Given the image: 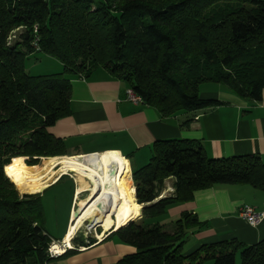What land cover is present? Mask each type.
Returning <instances> with one entry per match:
<instances>
[{"label":"trees","instance_id":"16d2710c","mask_svg":"<svg viewBox=\"0 0 264 264\" xmlns=\"http://www.w3.org/2000/svg\"><path fill=\"white\" fill-rule=\"evenodd\" d=\"M34 53L57 59L62 72L29 74L26 59ZM97 68L163 117L222 104L202 98L207 84L260 100L264 0H0V264L50 259L53 239L40 193H19L5 170L16 161L34 166L40 157L66 153L49 128L71 113V76ZM131 172L143 207L138 221L116 232L135 248L118 264H264V239L247 245L233 238L188 252L187 237L205 226L197 216L184 211L169 229L148 221L167 217L170 207L213 184L264 190L258 156L212 158L193 140H159L147 162ZM170 177L174 192L160 197Z\"/></svg>","mask_w":264,"mask_h":264},{"label":"crops","instance_id":"0c3cea01","mask_svg":"<svg viewBox=\"0 0 264 264\" xmlns=\"http://www.w3.org/2000/svg\"><path fill=\"white\" fill-rule=\"evenodd\" d=\"M126 89L121 80L104 68H97L86 76H71V113L49 128L53 136L64 142L66 153L54 157L117 152L129 163L131 175L132 167L147 162L154 142L187 139L200 143L212 158L256 155L264 162V89L256 101L238 97L222 86L211 87L201 92L202 98L217 99L222 104L169 117H163L152 106L128 101ZM186 121H189L187 125ZM63 180L73 185L72 193L67 216L59 219L53 235L49 233L45 212V228L53 240H62L67 233L72 212L89 185L87 182L80 185L71 173L61 175L40 192L43 203L45 193L52 191L50 205L55 212L63 196L60 187ZM174 182L173 177L164 181L160 197L173 194ZM243 205L264 212V190L249 184H213L195 191L192 200L170 207L165 220L172 223L186 211L205 224L187 237L184 247H189L185 249L188 252L204 243L233 238L250 245L264 239V218L257 225H250L239 216ZM108 215L98 226L106 224ZM115 223L99 227L94 239L90 236L93 243H88L89 236L79 234L72 242L76 248L45 264H118L124 256L134 253L135 248L120 240Z\"/></svg>","mask_w":264,"mask_h":264},{"label":"bare ground","instance_id":"6f19581e","mask_svg":"<svg viewBox=\"0 0 264 264\" xmlns=\"http://www.w3.org/2000/svg\"><path fill=\"white\" fill-rule=\"evenodd\" d=\"M112 169L115 172L111 175ZM70 173L78 182H87L89 185L83 191L87 193L86 196L76 205L78 211L75 207L72 212L71 224L62 239L65 246L72 248V238L82 227L97 230L110 212L112 214L108 216L113 215L115 229L128 225L141 215L142 206L135 199L129 163L117 152L50 157L35 169L17 162L5 170V175L21 194L42 192L61 175ZM79 193L78 190L77 201ZM76 211L77 216L74 215ZM55 248L61 249L58 243Z\"/></svg>","mask_w":264,"mask_h":264},{"label":"rangeland","instance_id":"374dc122","mask_svg":"<svg viewBox=\"0 0 264 264\" xmlns=\"http://www.w3.org/2000/svg\"><path fill=\"white\" fill-rule=\"evenodd\" d=\"M19 31H20V29H17L14 32H15V34L17 33V35H18ZM26 70L31 75H47V74L60 73V72H62L63 67H62L61 63L57 59H55L53 57H50V56L42 54V53H34V54H32L31 56H29L26 59ZM211 85L212 84L202 85L201 88H200V92H205L206 90H208L210 88ZM60 157H62V156H60ZM43 158H45V159H43ZM48 159L49 158H47V157H40V158L37 159V162H36V164H34V166L29 165V164L26 163V161H25L26 157H24V162L27 165H29L28 167H30L32 169H35V168L40 167L45 162H47ZM17 162L18 161H16V163ZM18 163H20V162H18ZM27 165H25V166H27ZM78 183L80 185H85V183H82V182H78ZM60 187L63 189V191L61 190L62 191L61 194H63V196H62V199H61L60 203L57 205L58 208H55L56 212L50 205L53 202V199H51L53 197L52 191H51V193L49 191H47V193H45L44 198H43V203H44V206H45L46 217H48V229H49V233L51 235H53L56 232L59 219L62 218L63 215H65V217L67 216L68 207H69V201H70V196H71V193H72L73 185L71 183H67L66 180H63L61 182V186ZM55 189H56V187H54V190ZM31 194H35V193H31ZM86 194L82 193L81 196L85 197ZM141 209H142V207H141ZM141 209H140V214H141ZM112 217H113V215H112ZM140 217H141V215L138 218L132 220L131 222L138 221L140 219ZM107 218H108L107 221H106L107 226L105 224L104 226H101V228L110 227L111 224H114L113 218H111L109 216ZM166 218H167L166 216H164V218L163 217L150 218L148 221L150 223L160 222L161 224L165 225L164 229H169L171 227L172 223L170 221H166L165 220ZM97 230H99V228H97ZM95 231H96L95 228L86 230L84 227H82L78 231V233H75L74 237H78L79 234H81V235H84V236H86V235L89 236V237L91 236L94 239ZM91 237H90L89 241L92 242L93 240H91ZM74 240H75V238H74ZM74 240H73V242H74ZM89 241H88V243H91ZM188 248L189 247L186 248V246H185L184 250L188 249Z\"/></svg>","mask_w":264,"mask_h":264},{"label":"built area","instance_id":"2783aa9c","mask_svg":"<svg viewBox=\"0 0 264 264\" xmlns=\"http://www.w3.org/2000/svg\"><path fill=\"white\" fill-rule=\"evenodd\" d=\"M126 99L134 104H142L143 100L141 96L137 95L132 89H126ZM239 216L243 218L246 222H248L250 225H257L259 221H261L264 218V212H257L256 209L250 205H243L240 209ZM75 235V234H74ZM74 236L72 238V242L74 240ZM56 243H58V246L61 247L60 250H57ZM74 245L72 244V248L70 246H65L62 243V240H52L48 246L47 254L48 258L53 259L62 256L67 251L74 249ZM82 248V247H80Z\"/></svg>","mask_w":264,"mask_h":264},{"label":"water","instance_id":"95a60500","mask_svg":"<svg viewBox=\"0 0 264 264\" xmlns=\"http://www.w3.org/2000/svg\"><path fill=\"white\" fill-rule=\"evenodd\" d=\"M114 172H115V169L110 170V174H111V175L114 174ZM39 193H40V192H39ZM99 193H100V192H99ZM97 195H98V194H97ZM97 195H96V196H97ZM142 207H143V205H142ZM76 210L78 211V206L76 207ZM77 211H76L75 214H74L75 216L78 215V212H77ZM88 223H89V222H88ZM129 223H130V222H129ZM129 223H128V224H129Z\"/></svg>","mask_w":264,"mask_h":264}]
</instances>
